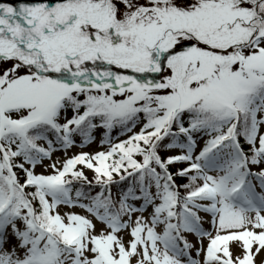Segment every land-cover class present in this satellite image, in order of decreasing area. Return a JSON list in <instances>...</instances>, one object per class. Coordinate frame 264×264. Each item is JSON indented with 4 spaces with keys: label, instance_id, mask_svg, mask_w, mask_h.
I'll use <instances>...</instances> for the list:
<instances>
[{
    "label": "snow or ice",
    "instance_id": "6c2138e0",
    "mask_svg": "<svg viewBox=\"0 0 264 264\" xmlns=\"http://www.w3.org/2000/svg\"><path fill=\"white\" fill-rule=\"evenodd\" d=\"M0 264H264V0H0Z\"/></svg>",
    "mask_w": 264,
    "mask_h": 264
}]
</instances>
